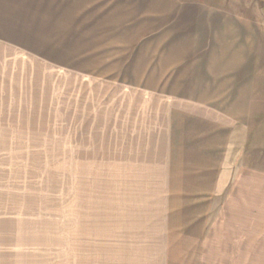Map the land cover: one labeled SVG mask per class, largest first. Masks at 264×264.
Listing matches in <instances>:
<instances>
[{
	"label": "crops",
	"instance_id": "1",
	"mask_svg": "<svg viewBox=\"0 0 264 264\" xmlns=\"http://www.w3.org/2000/svg\"><path fill=\"white\" fill-rule=\"evenodd\" d=\"M32 57L118 89L122 95L109 102L117 110L121 100L128 117L152 105L163 114L148 148L154 154L136 162L140 174L129 182L146 183L147 192L161 184L190 200L246 184L253 213L264 215L263 17L204 0H0V264L45 263L32 260L31 166L25 161L22 169L17 156L22 121L32 118ZM97 71L119 74L105 80L88 73ZM166 196L140 198L153 206L149 220L139 207L125 209L124 228L112 218L111 238L143 248L139 264H171L183 232L191 242L203 228L193 213L187 220L181 207L169 208ZM92 211L83 222L94 241Z\"/></svg>",
	"mask_w": 264,
	"mask_h": 264
},
{
	"label": "rangeland",
	"instance_id": "2",
	"mask_svg": "<svg viewBox=\"0 0 264 264\" xmlns=\"http://www.w3.org/2000/svg\"><path fill=\"white\" fill-rule=\"evenodd\" d=\"M204 1L264 18V0ZM152 59L155 61L149 56ZM88 73L105 80L119 74ZM82 80L79 73L32 57V118L22 121L17 155L22 169L25 161L31 166L32 260L61 264L67 256L69 264L77 257L84 264H139L137 252L143 248H133V240L124 236L111 238L112 218L115 216L118 230L124 228L125 209L139 207L147 210L149 220L153 206L145 200L155 203L167 192L169 208L181 207L182 218L187 220L193 213L203 227L193 231L191 242L184 238L190 232H183L181 245L177 243L175 252L172 250L171 264H264V215L253 213L247 185L241 191L235 184L220 185L211 199L190 200L182 194L172 196L174 188L161 191V184L147 192L146 183L129 182L135 173L140 174L136 162L152 155L148 148L155 143L153 131L164 124L163 114L156 113V105H152L151 111L128 117L122 113L121 100L117 110L116 103L110 104L113 99L109 102L122 95L118 89L102 88L101 81ZM126 193L132 198L129 203L123 199ZM142 196L145 200H140ZM90 202L95 211L88 206ZM88 211L95 213L94 241L87 237L90 232L86 220L83 222Z\"/></svg>",
	"mask_w": 264,
	"mask_h": 264
}]
</instances>
